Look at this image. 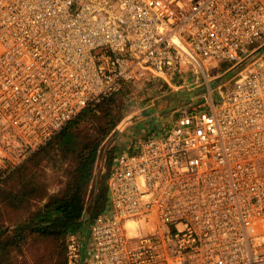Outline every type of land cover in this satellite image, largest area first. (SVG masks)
I'll list each match as a JSON object with an SVG mask.
<instances>
[{
	"label": "built area",
	"instance_id": "1",
	"mask_svg": "<svg viewBox=\"0 0 264 264\" xmlns=\"http://www.w3.org/2000/svg\"><path fill=\"white\" fill-rule=\"evenodd\" d=\"M142 77L220 79L113 155L65 264H264V0H0V179Z\"/></svg>",
	"mask_w": 264,
	"mask_h": 264
},
{
	"label": "trees",
	"instance_id": "2",
	"mask_svg": "<svg viewBox=\"0 0 264 264\" xmlns=\"http://www.w3.org/2000/svg\"><path fill=\"white\" fill-rule=\"evenodd\" d=\"M115 94L82 108L0 179V204L19 209L41 202L20 220L0 222V264H65V237L84 224L88 190L93 213L104 208L108 172L96 179L93 167L102 139L121 117ZM29 238L49 239L50 252L19 259Z\"/></svg>",
	"mask_w": 264,
	"mask_h": 264
},
{
	"label": "rangeland",
	"instance_id": "3",
	"mask_svg": "<svg viewBox=\"0 0 264 264\" xmlns=\"http://www.w3.org/2000/svg\"><path fill=\"white\" fill-rule=\"evenodd\" d=\"M226 65L227 64L223 65L222 67ZM218 68H220V66ZM217 71L219 70L210 69L207 71V74H211ZM229 74L230 73H227L226 76H228ZM120 87L121 88L114 93H116L115 98L117 100V102H115L116 111L117 113L121 114V117L116 126L102 139L100 143L98 154L93 167L94 177L96 179L108 172L111 166L112 157L117 151L121 150L119 145H121L124 141L126 142L127 134L138 135L139 133L144 132V130H147L146 125L141 126L140 124H137V126L134 125L135 127L129 126L130 123L135 122V120L141 117V113L138 109L139 107L146 104L159 105L163 108V113H165V116H162L159 123H167L170 119L171 110L168 109L169 107H166V105L174 100V95L178 93L177 91H181L183 94H187L188 92L187 86L181 85L179 87H176L174 85H169L159 77H142L140 79L134 80V82H125L121 84ZM190 87V89H192L198 86ZM133 108H135V112L130 114L129 112ZM50 188L56 189L57 185L52 182ZM92 198L93 196L88 190V216L91 215L89 208L92 206ZM40 203L38 201H31L29 204H26L19 209L0 204V222H2L3 224H7L20 220L28 212L33 211L34 208H36ZM51 247L52 242L49 239L34 240L29 238L22 249L23 252L18 256V258H24L29 261L30 258L34 255H40L50 252Z\"/></svg>",
	"mask_w": 264,
	"mask_h": 264
},
{
	"label": "crops",
	"instance_id": "4",
	"mask_svg": "<svg viewBox=\"0 0 264 264\" xmlns=\"http://www.w3.org/2000/svg\"><path fill=\"white\" fill-rule=\"evenodd\" d=\"M219 79H220L219 77H210V79L207 82L204 79H200L196 85H188L187 86L188 87L187 94H183L181 91H177L178 93L174 95V97H175L174 100L169 102L166 105V107H169L168 109H170L172 111V109L175 106H177L179 103L185 102V101L189 100L190 98H193L194 95H196V94L201 95V94L206 93L208 88L215 86L216 83L219 82ZM190 86H198V87L190 89L191 88ZM138 109L141 113L140 114L141 117L139 119L135 120V122L130 123L129 126L135 127L134 125L137 126V124L138 125L140 124L141 126L146 125L147 130H144V132L139 133L138 135L137 134H135V135L134 134H127L126 142L124 141L121 145H119L121 150L126 149V148H130L133 145V143H136L137 141L138 142L141 141L142 139L145 138V136L147 134L152 133L155 130H160L165 125L169 124V121L167 123H163V124L159 123L162 116H165L164 115L165 113H163V110H162L163 108L160 107L159 105L146 104V105L139 107ZM134 112H135V108L130 110L129 113L132 114ZM171 115H172V113H171ZM171 115H170V117H171ZM127 142H128V144H127ZM106 186H107V178H106ZM85 201H86V209H85L84 215H83L84 224L81 227V229L70 231V232L77 233V235L80 237H85V235L87 234L89 221L91 220L92 216L95 214V213H92L93 211L90 210V208H89L91 215L88 216V214H87V211H88L87 195H86ZM107 202H108V198H107V201H106L104 208L106 207ZM70 232H68V233H70ZM67 234H66V236H67ZM65 239H66V237H65Z\"/></svg>",
	"mask_w": 264,
	"mask_h": 264
}]
</instances>
